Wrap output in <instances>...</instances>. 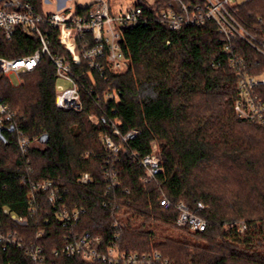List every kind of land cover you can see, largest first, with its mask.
<instances>
[{
    "label": "trees",
    "instance_id": "trees-1",
    "mask_svg": "<svg viewBox=\"0 0 264 264\" xmlns=\"http://www.w3.org/2000/svg\"><path fill=\"white\" fill-rule=\"evenodd\" d=\"M25 1L43 14L39 0ZM172 3L137 0L142 19L122 30L121 50L129 61L124 73L108 67L99 72L84 59L73 63L57 42L58 32L41 26L51 54L71 66L80 111L56 106L59 78L47 55L17 86L0 74V94L16 112L13 127L0 139V235L24 239L22 247L4 249L0 243V264H36L27 253L37 248L43 250L42 264H106L61 253L68 237L85 233L100 238L103 249L115 243L127 255H147L145 264H264V131L238 117V79L230 67L239 55L250 75L264 76V54L240 38L226 54L212 22L171 31L160 13ZM88 9L78 7L77 13ZM232 12L264 44V0L236 3ZM41 48L38 37L17 31L10 41H0V57H27ZM258 95L264 101V87ZM113 124L122 136L138 132L125 144L114 138L121 144L119 161L99 142L101 134L113 137ZM18 132L30 141L24 151ZM153 144L163 172L155 183L144 184L138 160L153 152ZM105 170L119 177L120 185L110 191ZM84 174L90 182L82 185ZM43 182L59 188L58 201L53 205L47 195L36 194L37 213L27 227L2 213L8 208L26 216L27 194ZM164 200L169 208L161 205ZM179 203L207 223L204 232L176 225ZM63 208L84 213L64 227L56 214ZM239 222L247 226L242 235L233 226Z\"/></svg>",
    "mask_w": 264,
    "mask_h": 264
},
{
    "label": "built area",
    "instance_id": "built-area-1",
    "mask_svg": "<svg viewBox=\"0 0 264 264\" xmlns=\"http://www.w3.org/2000/svg\"><path fill=\"white\" fill-rule=\"evenodd\" d=\"M172 6L168 10H162L160 21L168 26L171 31H179L184 27H202L207 22L216 25L217 31L224 43V52L232 54L233 42L243 39L252 47L264 54V44L254 39L243 26L236 20L232 8L237 0H204L202 4H189L184 0H172ZM89 9L84 15H78L76 5L59 8L54 14L38 13L35 7L25 0H0V41H10L17 31H22L29 36H36L41 40L42 48L35 54L17 59H6L0 57V74L8 82L11 75H16L21 82L24 74L34 71L42 56L47 55L53 62L57 77L70 84V87L56 88V106L62 110H81L80 95L76 79L71 74V66L63 58L51 54L46 39L44 38L42 25H48L58 32L57 42L70 54L73 63L77 64L81 59L89 62L90 67L99 72L108 67L114 73H124L129 66L121 50L122 30L125 27H134L140 23L143 10L141 7H133L124 13H114L106 0H90ZM230 67L234 69L238 82L237 87L240 94L235 105V111L239 118L258 124L264 131V101L259 98L258 92L264 87V76H253L248 73L247 65L243 58L235 55L231 58ZM19 82V84H20ZM108 98H114L110 95ZM16 112L11 110L0 94V132L7 127H13ZM92 120V119H91ZM15 130V129H14ZM16 131V130H15ZM19 146L25 150L29 139L22 137L18 132ZM138 135L137 131H131L122 136L113 124V137L105 134L99 136V142L105 151L109 152L110 159L119 161V149L114 138L120 143H127ZM153 152L138 160V164L144 169L141 182L151 184L157 181L163 172L161 160L156 153V145L153 144ZM132 156L136 157V154ZM104 177L109 181L107 190L110 191L120 185L118 174L115 170H105ZM90 182V175L84 174L78 179V183L85 185ZM36 194L47 195L48 201L56 205L58 201L59 188H54L51 182H43L32 185V190L27 194L28 213L19 216L3 208L2 213L8 216L20 227H27L29 220L37 213ZM161 205L169 208L171 203L164 200ZM199 209H203L201 203ZM178 218L176 225L180 228H188L191 232H204L207 223L200 217L194 215L188 207L179 203L176 205ZM84 213L82 209H61L56 212L57 218L64 227L77 223ZM236 226L239 235L246 231V224L239 222ZM42 235V234H41ZM0 243L8 245L24 246V239L16 233H9L6 237L0 235ZM61 253L67 257L78 256L87 262H101L106 264H145L147 255L141 258L135 255H127L120 251L119 247L112 243L106 249L102 248V240L94 238L89 233L76 235L65 241ZM59 251L55 255L61 254ZM36 264L44 262L43 250L35 249L27 253ZM167 263V262H166Z\"/></svg>",
    "mask_w": 264,
    "mask_h": 264
},
{
    "label": "rangeland",
    "instance_id": "rangeland-1",
    "mask_svg": "<svg viewBox=\"0 0 264 264\" xmlns=\"http://www.w3.org/2000/svg\"><path fill=\"white\" fill-rule=\"evenodd\" d=\"M109 2L112 11L114 13L120 14L124 13L126 10L132 9L135 7L137 0H106ZM245 0H237V3L240 4ZM145 3L152 4L153 0H144ZM59 0H39V8L43 14H54L59 11L58 8ZM90 4V0H67L66 7L76 5L77 7H86ZM127 71V70H126ZM125 71V72H126ZM10 80L14 86L19 84V78L16 75H11ZM22 83V78L21 82ZM57 86H63L64 88L70 87V84L64 80H59ZM40 145V144H38Z\"/></svg>",
    "mask_w": 264,
    "mask_h": 264
},
{
    "label": "crops",
    "instance_id": "crops-1",
    "mask_svg": "<svg viewBox=\"0 0 264 264\" xmlns=\"http://www.w3.org/2000/svg\"><path fill=\"white\" fill-rule=\"evenodd\" d=\"M67 0H59L58 8H62L66 5Z\"/></svg>",
    "mask_w": 264,
    "mask_h": 264
},
{
    "label": "water",
    "instance_id": "water-1",
    "mask_svg": "<svg viewBox=\"0 0 264 264\" xmlns=\"http://www.w3.org/2000/svg\"><path fill=\"white\" fill-rule=\"evenodd\" d=\"M11 131H13V128H11ZM0 139L4 141V137L1 132H0Z\"/></svg>",
    "mask_w": 264,
    "mask_h": 264
}]
</instances>
